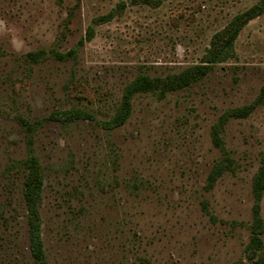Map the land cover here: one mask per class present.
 <instances>
[{
    "label": "rangeland",
    "instance_id": "obj_1",
    "mask_svg": "<svg viewBox=\"0 0 264 264\" xmlns=\"http://www.w3.org/2000/svg\"><path fill=\"white\" fill-rule=\"evenodd\" d=\"M262 1L0 0V264H38L31 157L48 264H251L257 204L264 252V9L225 61L136 94L108 125L131 82L206 65L215 37ZM68 111L81 117L53 118Z\"/></svg>",
    "mask_w": 264,
    "mask_h": 264
},
{
    "label": "trees",
    "instance_id": "obj_2",
    "mask_svg": "<svg viewBox=\"0 0 264 264\" xmlns=\"http://www.w3.org/2000/svg\"><path fill=\"white\" fill-rule=\"evenodd\" d=\"M263 7L264 0L261 4L256 5L247 12L239 15L228 27L226 32L215 37V40L212 42V47L210 48L206 58V65L189 68L179 75L169 76L165 79L142 76L131 82L124 91L123 100L119 111L117 112L116 116L109 121V127H118L127 121L132 108V98L136 94L156 92L158 90L165 93L171 90L188 87L207 73L210 67L208 66L209 64L225 61L231 55L234 41L237 38L240 30L250 20L259 16L264 9ZM29 56L33 61L37 59L36 54L31 53ZM80 113L81 112L79 111H68L55 115L53 118L63 122H70L80 118ZM215 143L217 146H221L222 140L216 136ZM25 165L28 169V175L24 184V198L27 206L30 251L34 260L38 264H48L41 234L42 220L39 209L41 193L44 186V176L37 158H29L25 162ZM218 171L214 172L210 177L212 183L220 174ZM254 190L256 197L259 198L262 191L264 190V168H262L259 174L256 176ZM259 212L260 207L259 204H257L255 206V224L252 229L253 236L248 247V254L250 256L251 264H264V252H261V235L263 233V226L259 217Z\"/></svg>",
    "mask_w": 264,
    "mask_h": 264
}]
</instances>
